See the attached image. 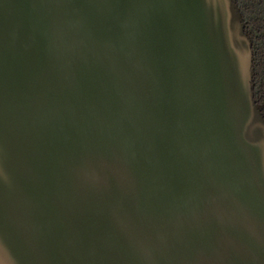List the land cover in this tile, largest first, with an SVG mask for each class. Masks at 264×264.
<instances>
[{"label": "water", "instance_id": "obj_1", "mask_svg": "<svg viewBox=\"0 0 264 264\" xmlns=\"http://www.w3.org/2000/svg\"><path fill=\"white\" fill-rule=\"evenodd\" d=\"M238 0H0V264H264V104Z\"/></svg>", "mask_w": 264, "mask_h": 264}, {"label": "trees", "instance_id": "obj_2", "mask_svg": "<svg viewBox=\"0 0 264 264\" xmlns=\"http://www.w3.org/2000/svg\"><path fill=\"white\" fill-rule=\"evenodd\" d=\"M238 6L253 42L255 98L264 104V0H238Z\"/></svg>", "mask_w": 264, "mask_h": 264}]
</instances>
